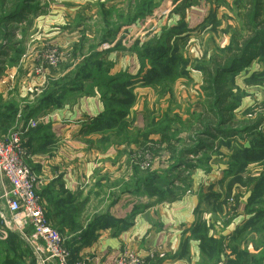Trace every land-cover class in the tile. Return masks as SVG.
<instances>
[{"label":"rangeland","instance_id":"1","mask_svg":"<svg viewBox=\"0 0 264 264\" xmlns=\"http://www.w3.org/2000/svg\"><path fill=\"white\" fill-rule=\"evenodd\" d=\"M17 1L0 0V17ZM158 1L159 5L153 14H148L147 18L134 24H125L126 22H122L118 17L119 14L130 15L128 10L125 12L114 10L130 8L129 0H33L27 9H23L14 18L0 21V43H6L5 53L0 56V80L6 82L5 85L9 87L8 93L12 94L4 100L10 101L14 98L13 101L18 104L20 114L24 113L28 105L37 103L60 84L72 78L78 79L79 75H76L78 72L92 73L99 62L109 65V70L102 68L103 73L106 70L118 72L134 68L135 60L139 68L138 56L129 50L134 43L146 42L163 27L170 25L169 23L174 21L176 23L180 19L176 6H181L185 16L190 10L186 5H182L181 0ZM195 1L198 2L193 3L195 6L201 3L207 5L206 15L210 11L216 21L212 23L210 20L204 23L206 16L202 18L204 15H201L197 18L193 13L197 20L202 19V21L196 24L199 29L191 35V41L182 46L188 74L175 76L161 87L149 85L142 86L137 91L135 89L136 109L132 108L130 119L138 112L157 118L161 113L168 112V117H160L164 121V129L160 127V131H151L152 134L147 140L140 142L137 139L138 142L128 147L121 145L120 149H125L123 153L125 162H128L129 158L131 160L132 157H136L140 177L150 179L159 175L162 179H166L162 182L164 184L152 183L150 187L144 188L141 194L136 196L139 199L154 204L159 199L164 200L180 194H197L199 198L201 193L204 195L210 192L221 193V199L225 201L222 216L230 213L229 217H232L237 214L233 220L236 224L246 218L244 203L250 188L246 184L233 183L235 179L226 177L225 171L240 143L250 144L251 135L241 133L237 137H224L216 130L204 131L199 125L198 116L209 108L207 103L209 98L202 90L203 75L198 66L209 63L212 56L229 43L233 30L241 31L240 21L233 16L232 0L219 2L221 6L215 0ZM98 2L105 4L100 7ZM199 7L195 13L205 10ZM227 16L233 17L226 18ZM106 21L112 23L108 28ZM116 31L117 34L107 39L108 41L103 39L106 38L107 32ZM53 48H57L60 53L58 64L54 67L45 65L44 73L38 75L35 68L41 62L42 55ZM96 52L103 54L92 59L86 72H81L80 68ZM14 55L19 56L17 63L11 62ZM262 69V63L255 60L248 69H244L235 77H229L231 90L239 105L233 112L232 121L221 127L224 132L239 131L244 127L256 125L258 119L264 118V76L247 79L254 71ZM82 80L84 81L82 84L88 85L86 80L80 79ZM71 92L67 101L78 97L81 93ZM138 124L141 127L143 125L141 120ZM257 127L264 135V123ZM198 142H204L202 146L205 149L198 148L194 153H188V150L193 149ZM181 151L182 154L185 151L188 155L183 156ZM180 160L181 163H178ZM121 169L119 175L99 173V176L95 177L91 189L86 195H82V198L90 196L86 202V216L92 217L106 212L112 201L124 193V184L130 181L132 176V163H126L125 168L121 167ZM262 171H264V161H253L248 164L242 175L243 178L249 175L253 178ZM40 195L43 198L42 194ZM259 198L264 204V189ZM238 200L239 203L236 204ZM47 202L48 200L44 204ZM202 208L209 210L210 221H215V215L210 211L211 206L205 207L203 203ZM214 209L215 213L218 212V208ZM256 209L254 205L251 210ZM52 224L55 227L56 224L54 222ZM216 225L220 230V225ZM4 226L5 223L0 219V228ZM5 232V234L0 232L1 241L8 240L10 230ZM27 258L30 259L29 254Z\"/></svg>","mask_w":264,"mask_h":264},{"label":"trees","instance_id":"2","mask_svg":"<svg viewBox=\"0 0 264 264\" xmlns=\"http://www.w3.org/2000/svg\"><path fill=\"white\" fill-rule=\"evenodd\" d=\"M129 1L130 8L114 9L121 12L126 10L130 12V15L126 13L118 15L122 22H126L125 24H134L147 18L148 14H153L159 5L158 0ZM181 1H183L182 5H186L189 8L198 3L195 0ZM216 1L221 6L219 2L222 3L224 0ZM232 1L233 16L239 19L241 31L233 30L230 34L229 43L220 52L214 54L209 63L198 66L199 71L203 75L202 90L209 98L207 101L209 108L198 116L197 121L204 128V131L216 130L217 133L224 137H237L241 133L251 135L250 144L240 143V147L232 155V161L225 171L226 177L230 176L235 179L233 183L249 185L250 192L244 203V217L246 218L230 234L219 233L218 236H216L215 232H211L214 224H219L221 231L225 230L233 223L237 214L232 217H229L230 213L227 216H222L225 201L221 199V193L200 194L198 211H200L203 203L205 207L211 206L210 211L215 215V221L207 225L201 223L199 219L197 224L193 226V235L200 242L201 253L197 264H264V204L259 198L264 189V171L258 176H253V178H250V175L243 178L242 175L250 162L264 161V135L258 131L257 127L264 123V118L258 119L256 125L244 127L239 131L230 130L231 132H224L221 130L223 125L232 121L233 112L239 105L231 90L229 77H235L244 69H248L255 60L262 63L263 69L254 71L247 79L251 80L264 76V0ZM32 2L33 0H18L10 9L3 12L0 21L14 18L23 9H27ZM98 3L100 7L105 4L103 2ZM178 7L176 6L175 8L180 13V19L176 23L163 27L146 42L140 43L136 41L129 49L139 59V68L136 74H133L129 69L118 72H107L106 70L103 73L102 68L108 69L109 65L99 62L92 73L81 74L78 72L76 74L79 75L78 79L72 78L60 84L37 103L34 102L30 106L28 105L24 111V122L27 123L30 118H33L44 107H62L66 103L69 93H72L71 91H80L81 93L78 96L98 94L100 101L103 103V110L97 116L90 117L83 123L80 131L86 137V142L91 148L106 151L111 146L120 147L125 145L128 147L138 142L137 139L140 142L147 140L152 134L151 131H160V127L164 129V121L160 117H168V112H164L165 114L161 113L159 118L146 116L144 113L143 127L135 125V118L132 117L130 119V113L136 104V87L149 85L161 87L175 76L188 74L182 46L191 41V35L198 28L190 27L187 16L182 12L181 6ZM233 16H227L226 18H232ZM210 20L212 23L216 21L212 18L209 11L204 23H208ZM105 24L106 28H108L112 23L106 21ZM117 32H107L106 38L103 39L108 41L107 39L112 38ZM5 46V42L0 43V56L5 53ZM102 54L103 52L94 53L86 64L80 68V71L86 72L91 65L92 59ZM12 57L11 62L17 63L19 56L14 55ZM80 79L86 80L88 85L82 84L84 81H80ZM84 87L86 88L84 89ZM74 99L75 97L70 101H74ZM13 100L14 98L10 101L0 98L1 137L6 136L17 121L19 114L18 104L16 105ZM28 130H31V137H35L38 133L46 132L48 127L37 124L36 127ZM45 135L47 136L48 134ZM93 135H98V137L93 138ZM203 143L198 142L193 149L188 150V153H194L195 149L198 148L205 149L202 146L204 145ZM124 151L125 149L118 150V155L123 156ZM182 155L186 156L188 154L184 151ZM127 163H132L133 168L130 181L124 184V193L113 200L108 210L104 213L96 214L92 217L86 216V202L90 196L87 195L82 198V194L71 195L64 189V185H60L59 188L63 196L61 198H58L59 194L54 196L50 187H47L42 193V196L48 200L46 204L47 216L51 222L56 224L55 227L59 232L66 236V245L71 250L73 259L79 257L78 253L84 246L91 245L97 237V231L109 226L114 229V233L123 231L129 225V221L140 213L141 208L148 207V205L139 204L134 207L126 218H114L111 217L109 208L116 201L124 195L138 196L144 188L150 187L152 183L161 184L166 181L159 175L156 177L152 176L150 179L140 177L138 175L139 165L136 157H132L131 160L129 158ZM178 163H181V160ZM166 189L168 190V188ZM184 195L170 196L171 198L159 199L156 202L175 201ZM238 203L239 200L236 204ZM254 205H256L257 209L251 210ZM214 208H218V212L215 213ZM204 209V211H209L206 208ZM28 254L30 259L27 258ZM0 264H36L33 250L19 233L10 231L7 241L0 240Z\"/></svg>","mask_w":264,"mask_h":264},{"label":"crops","instance_id":"3","mask_svg":"<svg viewBox=\"0 0 264 264\" xmlns=\"http://www.w3.org/2000/svg\"><path fill=\"white\" fill-rule=\"evenodd\" d=\"M198 7L205 10L195 13ZM207 10L208 6L203 3L190 7L187 21L191 28L202 21L197 18L201 15L204 18ZM174 23L175 21L169 24ZM134 62L135 69H127L136 73L138 62L137 66L136 60ZM5 83L0 80V98L3 100L12 96ZM141 87H136V91ZM102 110L103 104L98 94L78 96L74 101H66L60 108L44 107L33 119L38 121V125L47 126L49 131L38 133L35 137H31L32 129H27L28 122H24V113L18 115L12 130L23 132L26 145L28 141L25 159L40 180V194L50 187L52 194H59L58 198H61L63 196L59 188L64 185V189L71 195H86L99 173L119 175L121 167L125 168V156L118 155L120 147L111 146L106 151L91 148L86 137L80 133L83 123L90 117L97 116ZM134 118L136 126H139L140 120L144 125L143 112L136 113ZM92 137L96 138L98 135ZM43 199L47 201L46 197ZM140 203L148 207L141 208L140 213L129 221L126 229L116 233L110 226L100 229L91 245L84 246L78 255H85L87 264H109L121 251L131 249L144 257L146 264H197L201 253L200 242L193 235V226L199 219L203 224H211L209 211H204L202 207L198 211L197 194L188 193L175 201L154 204L136 196L124 195L109 208L110 215L114 218H126ZM237 224L239 223L235 224L233 221L222 231L214 224L211 232H215L216 236L219 233L228 235Z\"/></svg>","mask_w":264,"mask_h":264},{"label":"built area","instance_id":"4","mask_svg":"<svg viewBox=\"0 0 264 264\" xmlns=\"http://www.w3.org/2000/svg\"><path fill=\"white\" fill-rule=\"evenodd\" d=\"M59 59L57 48L48 50L36 66V73L43 74L45 65L54 67ZM37 124L30 118L27 129ZM26 156L23 132L10 130L0 136V219L5 223L0 232L19 233L33 250L36 264H87L85 255L73 259L66 238L47 217L46 204L39 193L40 180L27 165ZM109 264H146V260L137 251L125 249Z\"/></svg>","mask_w":264,"mask_h":264}]
</instances>
